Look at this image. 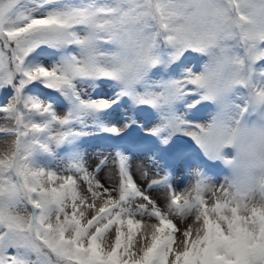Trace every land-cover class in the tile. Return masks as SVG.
<instances>
[{
  "label": "snow or ice",
  "instance_id": "snow-or-ice-1",
  "mask_svg": "<svg viewBox=\"0 0 264 264\" xmlns=\"http://www.w3.org/2000/svg\"><path fill=\"white\" fill-rule=\"evenodd\" d=\"M0 142V264H264V0H0Z\"/></svg>",
  "mask_w": 264,
  "mask_h": 264
},
{
  "label": "rangeland",
  "instance_id": "rangeland-1",
  "mask_svg": "<svg viewBox=\"0 0 264 264\" xmlns=\"http://www.w3.org/2000/svg\"><path fill=\"white\" fill-rule=\"evenodd\" d=\"M0 143H2V142H0ZM109 145H110V143L108 141H105V140H102L99 138L92 139V140H89L87 142L86 147L88 149V156H89L90 165H94L95 163H97V153L98 152L103 151L105 154H108ZM139 162H140L139 157L133 158L134 174H135L136 164ZM105 171H107V169H105ZM101 178L103 179V173H101ZM181 183H182L181 179H180L179 183L176 181L177 187H180ZM177 223H178L179 227H182V225H179V222H177Z\"/></svg>",
  "mask_w": 264,
  "mask_h": 264
},
{
  "label": "bare ground",
  "instance_id": "bare-ground-1",
  "mask_svg": "<svg viewBox=\"0 0 264 264\" xmlns=\"http://www.w3.org/2000/svg\"><path fill=\"white\" fill-rule=\"evenodd\" d=\"M180 179H181V178H180L179 176L176 177V181H177L178 183H179Z\"/></svg>",
  "mask_w": 264,
  "mask_h": 264
}]
</instances>
